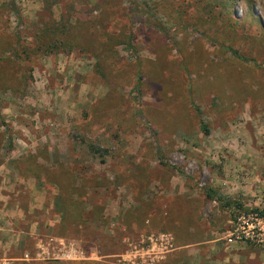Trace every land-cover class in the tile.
I'll return each instance as SVG.
<instances>
[{
	"label": "rangeland",
	"instance_id": "obj_1",
	"mask_svg": "<svg viewBox=\"0 0 264 264\" xmlns=\"http://www.w3.org/2000/svg\"><path fill=\"white\" fill-rule=\"evenodd\" d=\"M4 72L0 229L38 225L22 264H260L222 239L264 211V0H0ZM159 235L174 253L146 252Z\"/></svg>",
	"mask_w": 264,
	"mask_h": 264
},
{
	"label": "built area",
	"instance_id": "obj_2",
	"mask_svg": "<svg viewBox=\"0 0 264 264\" xmlns=\"http://www.w3.org/2000/svg\"><path fill=\"white\" fill-rule=\"evenodd\" d=\"M263 210L250 209L246 212L239 213L231 223L229 230L224 235L222 241L227 245L246 244L257 248H264V215ZM173 239L170 235L150 236L146 243L150 249H157L159 252L170 253L174 251ZM124 261L130 263L128 258ZM131 264H136L132 261Z\"/></svg>",
	"mask_w": 264,
	"mask_h": 264
},
{
	"label": "crops",
	"instance_id": "obj_3",
	"mask_svg": "<svg viewBox=\"0 0 264 264\" xmlns=\"http://www.w3.org/2000/svg\"><path fill=\"white\" fill-rule=\"evenodd\" d=\"M260 193H261L260 191H256V192L254 191V192H251V195H260ZM250 205H255V204H250ZM15 220H16V224L18 225V223H20L23 219H21L18 216L17 218H15ZM24 225L25 224H23V226ZM37 227H38V225H34L33 227L30 228V231H28V232L27 231H24V230H22V231H20V230L19 231L18 230L12 231L10 229L8 231V230H2V229H0V254H3V256L0 258V264H22V263H30V259L25 254L26 251L24 249V243L28 239H33L35 236H37V238H38V235L35 234V232H38L37 231ZM37 245H38V243H37ZM224 245H226V244H224ZM227 247L232 248V251H235V252H242L243 251V249L241 247L236 246V245H231V246H227ZM186 249L188 250L187 247H183V248H180V249L176 250V252L179 251V253H180V251H185ZM236 250H238V251H236ZM232 251H230V252H232ZM9 252L18 253V254L24 253V254L21 255V256H19V257L18 256H10L9 257V256L6 255ZM186 252H187L186 255L189 256L190 252L189 251H186ZM262 254H263V256L261 257L260 264H264V252ZM174 255L171 254V255L167 256L164 259V262H161V263L162 264L163 263H168L169 260ZM248 255H250V253ZM248 257H249V260H250L249 261V264H252L253 263V259H255L254 254H251V256H248ZM33 262H37V261L36 260H33Z\"/></svg>",
	"mask_w": 264,
	"mask_h": 264
},
{
	"label": "trees",
	"instance_id": "obj_4",
	"mask_svg": "<svg viewBox=\"0 0 264 264\" xmlns=\"http://www.w3.org/2000/svg\"><path fill=\"white\" fill-rule=\"evenodd\" d=\"M91 25V24H90ZM54 28V27H53ZM89 28V26H81V25H79L77 28H76V31L77 32H81V31H84V30H86L87 29V31L89 30L88 29ZM108 37H110V36H108ZM117 37V36H116ZM17 38V37H16ZM113 40H111V38H110V40L109 41H107V39H106V42H104V43H102V46H101V44H99V45H97V46H95L94 45V48L95 49H98L99 50V52H101L103 55L101 56L102 58L103 57H105L104 59H105V64H107V66L109 65L110 67H105L106 68V70L108 71V73L110 74V76L113 78V79H117V78H119L120 77V75H118V73H117V71H114V67H113V65H112V63H110V59H111V55L113 54V53H111L110 52V43L112 42ZM13 42V41H12ZM72 42L73 41H69V42H67V43H65V41L64 40H61V41H59L58 43H59V45H65V44H68V45H73L72 44ZM14 43V42H13ZM8 44V42H3L2 43V45L1 46H3L4 47V49L6 48V46L7 47H9L8 49L10 50V51H13V48H14V44ZM126 44L127 45H129V47H130V40L129 41H127L126 42ZM92 44L90 43V46H91ZM43 46H45V44H43ZM82 46V45H81ZM47 49H49V48H51V47H53L52 46V43H49V44H47L46 46H45ZM102 47V48H101ZM6 51V50H5ZM104 55H106V56H104ZM14 56H15V54H14ZM138 64V78H139V80H141V78H142V76L140 75V69H141V65H140V63L138 62L137 63ZM104 68V69H105ZM7 73L8 72H4L3 73V77L1 76V74H0V83H3L2 85H5L4 86V89H7V84H13L12 83V81L10 80V79H8L7 78ZM8 79V80H7ZM106 79V78H105ZM10 81V82H9ZM203 130H204V132L205 133H207V131H206V128L205 127H203L202 128ZM165 165V164H164ZM74 207L76 208V212H77V214H76V218H80V215H79V211H80V207L78 206V204L76 203V204H74V206H73V209H74ZM262 214L264 215V211H262ZM71 223V222H70ZM57 263V262H56ZM58 263H60V262H58Z\"/></svg>",
	"mask_w": 264,
	"mask_h": 264
}]
</instances>
